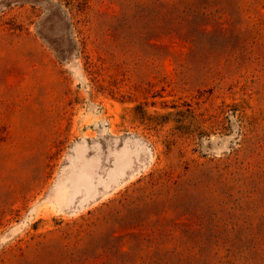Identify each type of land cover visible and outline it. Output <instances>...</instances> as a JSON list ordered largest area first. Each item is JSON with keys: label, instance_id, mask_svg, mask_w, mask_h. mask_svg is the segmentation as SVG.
<instances>
[{"label": "rangeland", "instance_id": "374dc122", "mask_svg": "<svg viewBox=\"0 0 264 264\" xmlns=\"http://www.w3.org/2000/svg\"><path fill=\"white\" fill-rule=\"evenodd\" d=\"M0 264H264V0H0Z\"/></svg>", "mask_w": 264, "mask_h": 264}]
</instances>
